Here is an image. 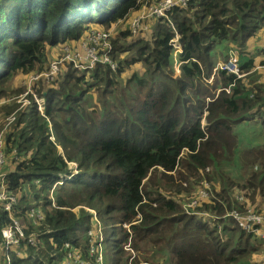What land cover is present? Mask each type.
<instances>
[{"label":"trees","instance_id":"trees-1","mask_svg":"<svg viewBox=\"0 0 264 264\" xmlns=\"http://www.w3.org/2000/svg\"><path fill=\"white\" fill-rule=\"evenodd\" d=\"M140 8L141 0L0 1V96L15 74L46 69L49 53L60 58L93 24L110 32L117 64L78 70L64 61L56 76L62 80L35 91L44 99L42 112L32 102L4 128L5 189L16 198L10 214L25 234H38L37 244L21 240L9 250L10 264H64L71 248L100 264L95 253L87 256L92 239L102 244V264H128L130 233L134 247L150 241L173 264H263L264 241L224 214L263 207L264 140L241 153L250 167L242 179L224 166L238 149L235 125L257 116L264 131V50L247 48L264 29V0H189L151 19L141 34L110 31ZM219 42L229 57L233 49L241 53L240 76L214 70ZM89 91L99 94L98 103H90ZM15 107L7 103L0 112L8 116ZM201 176L213 193L205 199L194 189ZM192 190L186 198L197 205L186 212L180 193ZM31 209L43 214L37 225L27 216ZM9 224L1 203L0 236ZM0 264H8L1 249Z\"/></svg>","mask_w":264,"mask_h":264},{"label":"built area","instance_id":"built-area-1","mask_svg":"<svg viewBox=\"0 0 264 264\" xmlns=\"http://www.w3.org/2000/svg\"><path fill=\"white\" fill-rule=\"evenodd\" d=\"M1 1V0H0ZM189 0H160L157 3H154L153 0H141V8L137 10L130 18L129 21V29L134 35L141 34L148 30L151 19L162 18L167 15V13L175 7H186ZM111 31V30H110ZM179 35L175 33L173 39L170 40V44L173 47V57H174V68L175 66L180 65V62L177 60V54L181 52V47L178 43ZM110 32L99 31V30H91L86 38L80 43V46L91 47L92 50L84 51V52H74V48L79 49L80 46L76 47H66L62 52L63 55L60 58H54L49 62V65L46 69V72L43 74H38L36 78L44 76L47 79L53 80L55 75L60 70V67L64 61H68L72 64L73 68L80 70H89L92 69L96 63L102 62L109 64L110 67L115 70L116 62L110 58L111 45L109 43ZM101 50L99 54L98 51ZM264 50V46H263ZM239 57L235 52H230V57L227 62L219 63L215 69H225L229 72L235 73L238 76L239 73L238 68ZM179 71V70H178ZM33 101L27 100L28 104L34 102L37 106V109L42 112L44 100L40 97L37 98L35 94H32ZM3 101L0 100V104ZM18 102H20L18 100ZM26 104L22 103L20 107L17 109L25 108ZM15 112L9 114L6 117V126H8L15 119ZM5 162V156L3 151V141H2V132L0 133V204L2 203L4 209L8 212L10 224L1 229L0 236V249L5 252V259L7 263L10 264L9 260V250L13 247H17L20 245L21 240H25L30 245H35L38 243V234L35 231H31L28 234L24 233V228L21 223L11 216L10 210L13 203H15L16 198L6 192L5 189V176L6 173L3 171V166ZM206 198L208 196V186L205 185L202 189L198 191V196ZM193 207L197 205L195 199H192ZM42 212L39 209H31L28 211L27 216L30 219L31 223L37 225L39 221L42 219ZM205 215V213H203ZM138 216V215H137ZM224 216L232 217L239 227L246 229L247 231L256 232L259 236H261L264 241V209L261 211H256L254 209L248 208L245 213H242L236 209L226 211ZM127 224H123L126 227ZM128 226V225H127ZM89 235H92L91 232L88 231ZM96 239H92L89 241V251L86 250L87 256H92L95 253L96 261L102 264L103 261V247L102 244L98 241L95 243ZM127 244L125 245L126 249ZM64 247L71 248L68 243L64 244ZM81 248H74L68 252V256L66 257V261L64 264H89L90 260L85 256L81 255ZM19 253V252H18ZM262 261L264 262V251L262 254ZM129 264H132L129 262ZM139 264H151L147 261H141Z\"/></svg>","mask_w":264,"mask_h":264},{"label":"rangeland","instance_id":"rangeland-1","mask_svg":"<svg viewBox=\"0 0 264 264\" xmlns=\"http://www.w3.org/2000/svg\"><path fill=\"white\" fill-rule=\"evenodd\" d=\"M134 13H135V11H131L125 19L111 24V27L109 29L112 31V33L115 34L119 30H124V29H127L129 31L128 24H129L131 16ZM164 17H166V16H164ZM93 28H104V27L100 26V25L93 24L90 26V29L88 30V32H90ZM256 40H254V41H256ZM225 45L226 44L224 42H219L213 48L211 55H212L214 62H216L218 60L222 61L224 59V57L229 55V51H231V50L225 49ZM78 46H80V44ZM66 47H69V46H65L63 48V51L65 50ZM90 50H92V48L88 47L87 45H85V47H82V45H81L79 47V49L74 48V52H84V51H90ZM233 51H237L239 53V55L241 54L238 49L237 50L233 49ZM237 52H235V53H237ZM51 56L55 57L56 53H49V56H48L49 61H47L48 63H45L47 65L46 69L49 65V62L52 60V59H50ZM240 57L241 58L239 59V63L242 61V56H240ZM228 58H229V56H228ZM175 67H176L175 68V76H177L179 74V71H178L179 68H178V66H175ZM46 69H43L41 72H34V73L32 72V73H26V74L25 73L15 74L14 77L10 81H8V83L6 84L5 89L7 91V96H0L1 100L3 101V104L1 106H3L4 104H7V103L15 102L16 107L13 111H15L17 107L19 108L22 103L26 104L24 107L31 106L32 103L28 104L26 101L27 100H29L30 102L33 101L32 94H35L37 98H40L39 95H37V93L35 92L36 90H44V89H46V86L49 85L51 82H53L55 80H62V75H59L56 78V76L58 75L60 70L55 75L53 80L47 79L44 76L36 78V76L38 74L45 73ZM78 74H81V72H78ZM42 78H44L45 80ZM87 95L91 99L90 100L91 104L98 103L99 94L96 91H89ZM5 98H8L9 102H6ZM41 98L43 99V97H41ZM18 100L20 102H18ZM43 108H44V106H43ZM2 110L4 111V109H2ZM13 111H11V112H13ZM5 112L6 111L0 112V133L4 132V128L6 125V117H7L6 114L10 113V112L5 113ZM16 113H15V116H16ZM201 123H204L203 119L201 120ZM10 126L9 125L7 126V128L5 129V131H6L5 133H7V131L9 130L8 127H10ZM234 131L237 133L238 138H239L238 139V149L235 152L236 154H234V156L232 157L231 161H229L225 166L223 164V166H224L225 171H227L229 173V176H231L235 180V179H242V175H241L242 172L241 171L249 170V168H250L249 166H246V169L243 167V164L241 161V153H243L248 148L249 144H251V146H249V147H257V146L261 145V143L264 140V131L262 130V125H261L259 119L257 118V116L254 119L246 120V121L240 122L239 124L235 125ZM50 138H51V140H54L53 135H51ZM58 149L61 150L60 147H58ZM7 165H12V163H10L8 160ZM70 167L72 169H74L75 164L74 163L70 164ZM208 170L209 169H207L206 171H208ZM201 172H203V171H201ZM201 175H203V173H201ZM205 185H207L209 188V191H208V197H209L210 190L212 193V188H211V183L206 179L205 176H201L198 178L197 183L194 186L195 187L194 189H202ZM192 192H193V190L189 191V192L182 191L180 193L181 207L186 212L187 211L193 212L192 210L194 209V207H193L194 204H192V202H190L192 200L189 201V198H186ZM199 197L201 199H205V198L201 197L200 195H199ZM201 214L203 215V212H201ZM136 217H137V215H136ZM134 222H136V221L134 220ZM127 225H126V227H127L128 231H131L129 228V224H127ZM254 233L257 236H259L256 232H254ZM133 237L134 236L132 235V233H130L128 241L124 244V249H125V245L127 244L126 249H125V252H126L125 256L128 257V260H127L128 264H129V262H131L132 264H139L141 261H147L151 264H153V263L154 264H173V262H172L173 256H171L165 260L164 254H162L161 251L159 252V251L155 250V248H153L154 246H152L150 241L139 242L138 247H134L132 245ZM104 246L106 249L107 243H105ZM263 251H264V247L262 250V254H263ZM260 253H261V251H260ZM161 254H162L163 258L161 256ZM166 256H167V252H166L165 257ZM262 256L263 255H261V257ZM109 262H111V261H109ZM104 263H105V255H104ZM260 264H262V263H260Z\"/></svg>","mask_w":264,"mask_h":264},{"label":"crops","instance_id":"crops-1","mask_svg":"<svg viewBox=\"0 0 264 264\" xmlns=\"http://www.w3.org/2000/svg\"><path fill=\"white\" fill-rule=\"evenodd\" d=\"M256 39H254V40H256V41H254V40H249V46H247V48L248 49H250V47H252V48H255V47H257V46H261L262 47V50H263V46H264V29H262V30H260L259 31V33H258V35L255 37ZM229 49V48H228ZM235 52V51H234ZM237 54V53H236ZM239 54V53H238ZM237 54V55H238ZM239 57V56H238ZM223 61H220V60H218V61H216L215 62V67H214V70H215V68H216V66L219 64V63H222ZM264 68V67H263ZM214 70H213V72H214ZM179 73H180V70H179ZM213 80V75L211 76V77H209V79L207 80L208 81V83H210L211 81ZM40 97V96H39ZM0 100H1V98H0ZM5 101L6 102H9V99L8 98H5ZM3 104V102L0 104V107H1V105ZM18 109V108H17ZM17 109L15 110L16 112H17ZM15 111H13V112H15ZM12 112V113H13ZM200 189H198V191H199ZM208 191H209V188H208ZM264 209V205H263V207L262 208H260L258 211H261V210H263ZM246 212V210H244V211H242V213H245ZM260 238H261V236H259ZM262 239V238H261ZM263 262V261H262ZM264 263V262H263Z\"/></svg>","mask_w":264,"mask_h":264}]
</instances>
